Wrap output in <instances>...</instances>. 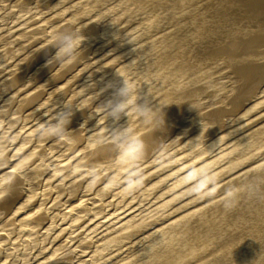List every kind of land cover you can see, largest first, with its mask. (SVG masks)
I'll list each match as a JSON object with an SVG mask.
<instances>
[{
    "label": "bare ground",
    "instance_id": "obj_1",
    "mask_svg": "<svg viewBox=\"0 0 264 264\" xmlns=\"http://www.w3.org/2000/svg\"><path fill=\"white\" fill-rule=\"evenodd\" d=\"M68 1L0 0V14L18 9L0 15V24L8 20L1 29L32 11L46 15L45 6L63 10L59 23L49 15L39 21L45 26L5 41L0 66L15 60L6 77L57 33L81 38L74 56L97 43L76 61L43 69L57 51L50 43L26 71L0 80V264H264V201L243 192L250 177L264 175V0H77L65 7ZM104 49L126 54L114 53L118 65L87 70L88 57ZM81 72L83 80L103 78L84 94L81 86L43 89ZM123 80L135 98L113 118ZM68 91L56 99L71 106L73 124L63 132L71 136L59 142L48 131L58 119L46 125L40 118ZM76 153L84 155L72 160ZM213 179L215 191L206 194ZM199 182L206 183L197 192ZM229 189L240 195L226 210Z\"/></svg>",
    "mask_w": 264,
    "mask_h": 264
},
{
    "label": "rangeland",
    "instance_id": "obj_2",
    "mask_svg": "<svg viewBox=\"0 0 264 264\" xmlns=\"http://www.w3.org/2000/svg\"><path fill=\"white\" fill-rule=\"evenodd\" d=\"M68 1V0H67ZM75 1H77V0H69L68 2H66V3H69L68 5H64L65 7H70L71 5H73V4H75L76 2ZM47 2H48V0H47ZM71 2V3H70ZM72 2H73V4H72ZM75 2V3H74ZM10 3L11 2H8L7 3V6H9L10 5ZM47 3L46 2H44V5H46ZM71 4V5H70ZM64 6H62L60 9H63V7ZM45 12H44V14L46 13V15H44L43 16V14L42 15H40V16H36L35 14L37 13V11H32L28 16H26L25 18H23L22 20H20V21H18V22H16V23H14V24H11V25H8V26H6V27H3L2 29H1V26L2 25H4V24H6L7 23V21L6 20H4V21H2V23L0 24V34H2L1 36H0V48L3 46V44L5 43V41L6 40H8L9 39V37H11L12 35H15L16 33H18L19 31H21V30H23V29H25L24 30V34H26V32H33V31H35V29L37 30V29H39V28H41L42 26H45L46 24H47V22H39L42 18H44V17H46V16H51L50 17V19L49 20H52V21H56V23H59L60 22V20H61V13L63 12V10H60L59 12H57V13H59V14H57V13H53V14H55V16L52 14V12H55V11H50V10H53L52 8H47L46 6H45ZM13 10V11H12ZM11 11L10 10H3L2 12H1V14L0 15H2L3 16V14H4V16L5 15H7L8 17L9 16H12L13 15V13L14 12H17L18 11V9H12ZM47 10L49 11V12H47ZM10 13V14H9ZM49 13H51V14H49ZM60 15V16H59ZM57 16H59V18L57 17ZM56 17V18H55ZM58 19H60V20H58ZM58 20V21H57ZM95 20H97V18H95L93 21H95ZM93 21H91V22H93ZM66 22L67 21H63V22H61L60 23V25H66ZM63 23V24H62ZM68 23V22H67ZM34 25V26H33ZM129 25V26H128ZM128 25H124L123 26V28L125 27V26H127V27H130V24H128ZM16 26V27H15ZM19 26V27H18ZM61 26V27H62ZM15 27V28H14ZM60 27V26H59ZM10 28H13V29H10ZM30 28V29H29ZM126 28V27H125ZM7 30L9 31V32H7ZM7 33H6V32ZM29 32V33H30ZM5 35H4V34ZM9 33V34H8ZM49 33H44V35L43 34H41V35H39V36H37V37H34V39H32V40H30V42H28L27 43V45L28 44H30V45H34L35 43H38L39 42V40L40 39H42V38H44L45 36H47ZM32 35V34H31ZM42 36H44V37H42ZM24 37H26L25 35H21V36H13L9 41H8V43H7V45L4 47V48H6V49H9V48H13L16 44H17V42H18V40L21 38V39H24ZM40 37V38H39ZM2 38V39H1ZM118 39V37H115L114 38V40L113 39H111V41H108L107 43L109 44V42H110V44L109 45H111V44H113L114 43V41H116ZM12 40V41H11ZM53 40H51L50 42H48V43H46V44H44V45H42V47L41 46H39V47H37L35 50H37V51H32V52H30V53H28L29 52V50H26V51H24V54L23 55H26V53H28V55L26 56V58H25V60H24V62L23 63H25L24 65L26 66L27 65V63L28 62H30L29 64H31V61H32V59H33V57H34V55L39 51V49H40V47H41V49L45 46V45H49L50 43H53L52 42ZM14 42V43H13ZM10 43V44H9ZM97 44V43H96ZM95 44V45H96ZM108 44H106L105 45V47H107L108 46ZM94 44L92 45V46H89V47H87V48H84V49H82V50H80L78 53H76L77 55H75L74 56V58L72 59V61L74 60V61H76V59H79L81 56H83V54H85L86 53V51L88 52L90 49H92L94 46H95ZM89 49V50H88ZM14 50V49H13ZM13 50L11 51V52H13ZM15 51V50H14ZM104 51V52H103ZM101 53H98V56L100 57V59H98L99 57L97 56V55H93V56H89L88 58L91 60L90 61V63H89V66L87 67V70L89 69H91V68H93L94 67V65L97 63V64H103V63H108L109 65L110 64H113V63H115L114 61H113V59H116V58H119V57H121L122 55L124 56L126 53L125 52H123L122 54H118V52L120 51H116V52H112V53H108V51H107V49H104ZM106 51V52H105ZM34 52V53H33ZM121 52V51H120ZM14 53V52H13ZM110 55H108V54ZM117 54V56L115 57V58H113L112 60H111V58H112V56H114L115 54ZM21 54V55H22ZM106 55V56H105ZM96 56V57H95ZM122 56V57H123ZM76 57V58H75ZM93 57H94V59H93ZM104 57H105V59H104ZM121 57V58H122ZM71 59V58H70ZM29 60V61H28ZM51 60V59H50ZM97 60V61H96ZM15 60H11V61H8L4 66H0V71H3L2 70V68L4 69V71L3 72H0V80H3V79H9V78H13L14 76H17L18 74H20V73H22L23 71H26L27 70V68H28V66H24L22 69H20V71H18V72H16V73H14L12 76L10 75L9 77H6L7 75H9L10 73H12L15 69L14 68H9V63H12V62H14ZM26 61H27V63H26ZM55 62V60H52V61H46V63H44L43 64V69L45 68V67H48V66H51L52 65V62ZM68 61V60H67ZM105 61V62H104ZM113 62V63H110V62ZM57 62H59V61H57ZM66 61H64L63 63H65ZM95 62V63H94ZM56 63V62H55ZM62 62H60V64H63ZM94 65H93V64ZM49 64H51V65H49ZM54 64V63H53ZM70 64V63H69ZM92 64V65H91ZM117 63H115V65H116ZM118 64H119V62H118ZM117 64V65H118ZM114 65V64H113ZM114 65V66H115ZM65 68H67V67H65ZM65 68H63V69H61V70H59L61 73H62V70H64ZM6 70V71H5ZM59 71H56L55 73H53V74H55V75H58V73L60 74V72ZM20 72V73H19ZM58 72V73H57ZM84 72V71H83ZM83 72H81V73H78L76 76L75 75H73L74 77H72V75H69V76H67V77H65V78H63V79H61V80H59L58 82H56V83H52L53 81H51V83L53 84H51L52 86H50V88H49V86L48 87H46V88H43V89H45V90H48V89H56V90H58L59 89V87L61 88L62 86H60V85H64L65 86V89H69L70 87L69 86H71V89H75V88H78V87H84V89L86 90V92H83V94L84 93H88L92 88H89L90 86L91 87H93V85H95V84H97V82L100 80V79H102L103 78V76H101L100 78H98V79H94L93 81L92 80H83ZM40 75H41V72L39 73ZM38 74V75H39ZM54 75V76H55ZM72 78V79H71ZM79 79V80H78ZM70 80V81H69ZM96 80H97V82H96ZM41 79L40 80H37V81H35V82H32V83H30V85H32L31 87H34V86H37L38 85V83H41ZM69 81V82H68ZM95 81V82H94ZM36 82H37V84H36ZM62 82V83H61ZM92 82V83H91ZM75 83V84H74ZM89 83V84H88ZM35 84V85H34ZM69 84V85H68ZM73 84V85H72ZM29 84L28 85H26V86H23V87H21L17 92H16V94H19V93H25V92H27V89H29V88H31V87H29L30 86ZM58 85V86H57ZM66 85H68V86H66ZM85 85V86H84ZM87 85V86H86ZM74 86V87H73ZM58 88V89H57ZM87 88H89L88 90H87ZM41 87H40V89L38 88H36V90H34L35 92H31V93H36V92H38L39 90H43ZM67 89V90H68ZM110 90V89H109ZM11 91H13V90H11ZM24 91V92H23ZM102 91H104V89L102 90ZM67 93H69V91L68 92H66V95H59V94H57L56 96H54V98L52 99L53 101H49V102H52V103H54L55 101L56 102H59L60 101V99H64L65 98V96H67ZM72 93H73V91H72ZM80 95V94H79ZM63 96V97H62ZM56 98H60L59 100L58 99H56ZM54 99H55V101H54ZM114 99V101H115V98H113ZM117 99V98H116ZM113 101V100H112ZM55 102V103H56ZM68 102V100L67 101H62L60 104L59 103H57L56 104V106L54 105L53 107H52V109L51 110H53L50 114H45V115H43L42 116V118H40L41 120H43V119H45V117L46 118H48V122L46 123V125L47 124H49V123H52L54 120H56V119H58V113L57 114H54L55 113V111H57L56 109H60V108H63V107H65L66 106V103ZM71 107V106H70ZM58 109V110H59ZM80 111L82 110V108H80L79 109ZM79 110H76V111H78L79 112ZM38 111H39V109H38ZM74 112V113H77V112ZM50 117V118H49ZM38 120V121H41V120ZM38 121H35L34 122V120H32V124H31V122H30V124L29 123H27V128H29L30 126H32L34 123H37ZM71 124H73L72 122L70 123V124H68V125H71ZM35 125V124H34ZM85 125H80L79 127H74L72 130H71V132L73 131V132H76V131H78V130H80V129H82L83 127H84ZM67 127V126H66ZM70 127H72V125L70 126ZM26 128V129H27ZM68 129H69V127H67ZM66 128V129H67ZM107 131H109V129H106L105 130V132H104V130H102V133L105 135L106 134V132ZM99 132V131H98ZM54 135V134H53ZM55 136H57V135H55ZM58 136H61V137H58L57 138V141H64L65 139H67V138H69L71 135H67V136H64L63 135V133L62 134H60V135H58ZM65 137V138H64ZM105 138L103 139L102 138V140L104 141L105 139L106 140H108L107 141V144L108 143H115V141H110V140H112V139H110V136H108L107 138H106V136H104ZM54 138H50V140H53ZM62 139V140H61ZM110 139V140H109ZM49 140V141H50ZM49 142H46V144H48ZM45 144V145H46ZM77 144H79V143H76V145ZM103 144V143H102ZM104 144H106V142H104ZM43 149V148H42ZM41 149V150H42ZM70 151H73V149H71ZM72 153V152H71ZM76 155V156H75ZM71 159L72 160H77L79 157H81V156H83L84 155V153L83 154H81V153H76ZM79 155V156H78ZM38 157H40L41 155H37ZM37 156L35 157V159L37 158ZM78 156V157H77ZM75 158V159H74ZM34 159V160H35ZM89 159L90 158H88L87 159V161H89ZM72 160H68L67 162H68V164H70L71 162H72ZM70 161V162H69ZM53 163V162H52ZM67 164V163H66ZM148 165H150V164H147V165H145L146 167L148 166ZM145 166L143 167V168H145ZM101 167H99V168H97V169H95V170H93V171H90V172H87V173H85L84 175H82L81 177H79L77 180H79V179H81V180H84L85 178H87V177H89V176H91V175H93V174H95V172L96 171H98L99 169H100ZM84 169H82V171H83ZM79 172H81V170H79ZM108 174V173H107ZM107 174H102L101 176H99V177H97L98 179L97 180H99V179H104L106 176H107ZM81 180H79V181H81ZM109 226H111V225H109ZM109 226H108V228H109ZM100 232H98V234H99ZM101 236H103V235H99V237H101Z\"/></svg>",
    "mask_w": 264,
    "mask_h": 264
},
{
    "label": "clouds",
    "instance_id": "obj_3",
    "mask_svg": "<svg viewBox=\"0 0 264 264\" xmlns=\"http://www.w3.org/2000/svg\"><path fill=\"white\" fill-rule=\"evenodd\" d=\"M56 42L57 51L55 56L50 60L63 62L65 58H71L74 56L78 44H81V38L73 32H60L54 35L53 41ZM113 97L123 98L119 102H116L112 106L111 115L113 118H119L122 113L125 112L127 106L133 102L135 98L134 86L126 80H123L122 84L115 88ZM138 111L141 114H149L150 109L143 105H138ZM58 124L55 128H51L48 131L51 134L60 135L64 132L65 127L70 123L72 115V109L68 106L61 108L58 112ZM157 121V118H155ZM164 123V117H160ZM206 182H199L196 190L199 192ZM215 179L212 181L213 188L206 194H211L215 191ZM244 194L249 198L258 202L264 201V175H256L250 177L243 186ZM240 195L239 189H229L226 193V199L223 201V207L226 210H231L235 207L237 199Z\"/></svg>",
    "mask_w": 264,
    "mask_h": 264
}]
</instances>
